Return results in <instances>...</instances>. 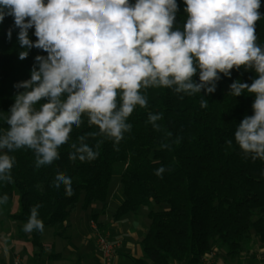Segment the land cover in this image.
I'll return each mask as SVG.
<instances>
[{
  "label": "trees",
  "instance_id": "1",
  "mask_svg": "<svg viewBox=\"0 0 264 264\" xmlns=\"http://www.w3.org/2000/svg\"><path fill=\"white\" fill-rule=\"evenodd\" d=\"M176 3L172 30L182 31L186 5L184 0ZM260 5L255 43L264 50V0ZM10 28L11 40L7 38ZM18 32L13 17L5 16L0 22V136L8 130V112L15 96L23 91L13 85L30 79L35 56L47 55L40 49L21 48ZM28 37L36 41L34 28L28 29ZM21 51H28L24 60L19 59ZM230 72V77L218 73L220 79L211 94L203 89L200 93H178L175 86L141 88L146 107L134 106L126 119L131 130L118 143L99 133L97 126L89 125L88 115L83 113L80 126L73 125L68 141L58 147V158L51 164L37 167L35 151L27 147L0 149V154H8L14 161L9 173L12 181H0V198L8 196L6 203H0V212L16 224L17 235L29 243L33 259L39 262L46 248L44 230H23L31 209L40 205L37 218L44 229L54 227L58 233L67 227L78 207L89 209L99 202V210H93L96 218L108 208L118 163L124 167L119 175L123 200L114 219L148 209L149 225L139 240L142 254L129 255L132 264H201L215 247L223 249L225 256L236 258L251 237L264 243V160H253V154H245L234 139L241 120L254 114L255 97L247 90L235 97L229 89L235 80L250 85L257 73L246 66ZM192 79L199 83V69ZM202 98L207 100V107H201ZM45 102H37L34 108L39 110ZM116 102L118 109L122 103L119 91ZM150 114H160L161 119L155 122L158 129L149 122ZM89 133L97 135H86ZM82 135L99 153L92 161L69 159L74 152L71 145L79 144ZM161 167L165 171L158 177L155 173ZM58 173L71 179L72 196L65 195L62 184L54 186Z\"/></svg>",
  "mask_w": 264,
  "mask_h": 264
},
{
  "label": "clouds",
  "instance_id": "2",
  "mask_svg": "<svg viewBox=\"0 0 264 264\" xmlns=\"http://www.w3.org/2000/svg\"><path fill=\"white\" fill-rule=\"evenodd\" d=\"M184 3L187 20L181 31L172 30L176 0H135L134 4L129 0H0V22L7 15L13 17L21 48L47 53L35 56L29 80L13 85L23 91L9 109V127L0 136V149L27 147L35 151L37 167L51 164L73 125L80 126L83 113L89 125L118 143L131 130L126 119L134 106L146 107L141 88L175 86L178 93L203 89L211 94L220 79L218 73L230 77V70L246 66L254 68L257 78L250 85L235 80L229 89L235 97L245 90L254 94V114L241 120L234 139L245 154H253V160H264V50L255 43L260 0ZM30 28H34L35 42L28 37ZM11 34L10 28L9 40ZM27 56L28 51L19 52L20 60ZM197 69L199 83L192 79ZM118 91L122 103L117 109ZM41 100L46 102L35 109ZM200 103L207 107L204 98ZM159 119L160 114L148 117L157 129ZM85 139L82 135L79 144L71 145L70 160L92 161L99 155ZM13 162L8 154H0V181H12ZM164 171L161 167L155 174L161 177ZM61 184L65 195L72 196L71 179L58 173L54 186ZM7 200L4 195L0 203ZM39 207L31 209L25 232L44 230L37 218Z\"/></svg>",
  "mask_w": 264,
  "mask_h": 264
},
{
  "label": "crops",
  "instance_id": "3",
  "mask_svg": "<svg viewBox=\"0 0 264 264\" xmlns=\"http://www.w3.org/2000/svg\"><path fill=\"white\" fill-rule=\"evenodd\" d=\"M121 191L120 186L112 189L108 208L105 213H101V218L108 215L110 205H119L122 202ZM97 209L95 211H97ZM82 210L86 211L88 209ZM143 211L141 210L138 214H134L135 216L129 218H123V216L119 220L114 219L115 221L108 222L109 224L107 227H103L102 233L107 234L110 242L117 244L116 256L113 264H132L129 255L140 256L142 254L139 240L149 225V219L146 212ZM85 218L89 219L91 227L98 233L97 226L93 224V221L95 219L96 222L99 223V227H101L100 222L103 220H99L98 216L94 218L93 211L86 217L83 215L76 217L73 222L69 217L67 227L72 224L74 225L73 235L67 237L70 240L68 247L72 251L70 257L65 258L62 264H101L102 255L98 250L92 249L89 229L81 226ZM3 222L4 221H0V264H53L52 261L61 256L60 252H48L44 243L46 255L42 257L39 262H36L32 257L29 243L17 235L16 224L7 221V224L4 225ZM59 235L63 236V234L58 233V231L54 233V236ZM75 239L77 241H75ZM5 249L7 250L5 251ZM213 250L215 254L211 258L210 264H264V243H260L255 237H251L244 242L243 250L236 258L225 256L223 249L215 247ZM201 264L203 263L201 262Z\"/></svg>",
  "mask_w": 264,
  "mask_h": 264
},
{
  "label": "rangeland",
  "instance_id": "4",
  "mask_svg": "<svg viewBox=\"0 0 264 264\" xmlns=\"http://www.w3.org/2000/svg\"><path fill=\"white\" fill-rule=\"evenodd\" d=\"M122 168H123V164L121 163H118L114 166V173H113V178H112V183H111V191L112 189L114 188H118L119 186L121 187V196H122V200H123V186L120 184L119 182V175L122 171ZM101 206V204L99 202H96L92 205L91 208H89L88 210H82L81 208H78L75 212H73L70 216V220L73 222L75 220L76 217L80 216V215H83V216H88V214L90 212H92L93 210H96L97 208V211L99 210V207ZM118 204H112V206L110 205V208L108 210V215L104 218H101L102 217V214H99L98 215V218L99 220L102 219L103 221L100 222L101 224V227H99V223L96 222V220L94 219L93 221V224H96L97 226V231L98 232H103L102 229L103 227H107V225L109 224L108 222L110 221H113L114 220V217H113V214L117 208ZM14 209L17 208V206H14L13 207ZM155 208H159L158 206H155ZM144 210V211H143ZM143 212H146V215H147V212H148V209L147 208H143L142 209ZM131 216H135L134 214L130 213V214H127L125 215L123 218H129ZM6 220V221H5ZM0 221H4V225L7 224L6 222L8 221L7 218H6V214L3 213V212H0ZM115 221V220H114ZM9 223H12L11 221H8ZM149 222V220H148ZM81 226L82 227H86L87 229H89L88 231L89 232V237L91 238V244H92V249H95L97 250V247L95 245V240H96V231L91 227V224H90V221L89 219H84L81 223ZM83 229V228H82ZM74 231V225H70L69 227H66L64 228L61 232L63 234V236H54V233L57 232V229L54 228V227H47L44 229L43 233H42V238H43V241L46 245V248H47V251L48 252H60L61 253V256H59L58 258L54 259L52 262L53 264H62L63 260L67 257H70L71 255V249L68 247V243H69V237L70 235H73L72 232ZM65 237V238H64ZM74 237V236H73ZM75 241H77L75 239ZM94 246V248H93Z\"/></svg>",
  "mask_w": 264,
  "mask_h": 264
},
{
  "label": "built area",
  "instance_id": "5",
  "mask_svg": "<svg viewBox=\"0 0 264 264\" xmlns=\"http://www.w3.org/2000/svg\"><path fill=\"white\" fill-rule=\"evenodd\" d=\"M95 245L97 247V250L102 255L101 264H113L114 258L116 256L117 244L110 242L107 234L98 232L96 235ZM214 254V250L207 252L202 258V263L210 264L211 258Z\"/></svg>",
  "mask_w": 264,
  "mask_h": 264
}]
</instances>
